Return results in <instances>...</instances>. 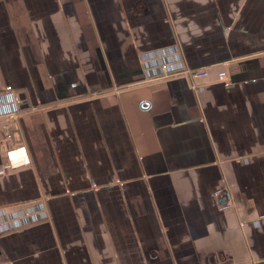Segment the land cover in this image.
<instances>
[{"label":"crops","instance_id":"crops-1","mask_svg":"<svg viewBox=\"0 0 264 264\" xmlns=\"http://www.w3.org/2000/svg\"><path fill=\"white\" fill-rule=\"evenodd\" d=\"M0 264H264V0H0Z\"/></svg>","mask_w":264,"mask_h":264},{"label":"built area","instance_id":"built-area-1","mask_svg":"<svg viewBox=\"0 0 264 264\" xmlns=\"http://www.w3.org/2000/svg\"><path fill=\"white\" fill-rule=\"evenodd\" d=\"M186 72L194 79H204L209 75V71L207 68H198V69H188ZM227 76V72L225 70L219 73L220 79H225ZM18 106H21L22 100L16 101ZM7 120H14L17 118V112L12 111L5 115ZM6 157L9 162L10 167H18L22 165H28L31 162L30 156L27 152V149L24 145L13 147L6 151Z\"/></svg>","mask_w":264,"mask_h":264}]
</instances>
